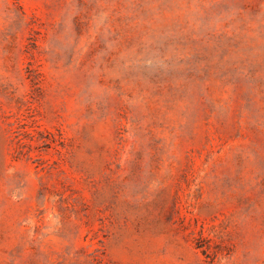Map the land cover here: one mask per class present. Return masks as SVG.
Returning <instances> with one entry per match:
<instances>
[{
	"label": "rangeland",
	"instance_id": "1",
	"mask_svg": "<svg viewBox=\"0 0 264 264\" xmlns=\"http://www.w3.org/2000/svg\"><path fill=\"white\" fill-rule=\"evenodd\" d=\"M0 264H264V0H0Z\"/></svg>",
	"mask_w": 264,
	"mask_h": 264
}]
</instances>
